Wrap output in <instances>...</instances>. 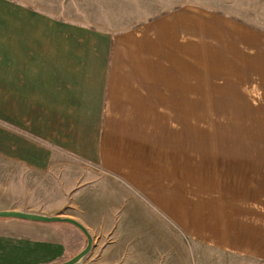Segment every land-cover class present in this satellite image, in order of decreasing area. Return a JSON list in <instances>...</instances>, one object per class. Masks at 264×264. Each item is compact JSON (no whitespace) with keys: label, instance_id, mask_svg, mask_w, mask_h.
<instances>
[{"label":"crops","instance_id":"0c3cea01","mask_svg":"<svg viewBox=\"0 0 264 264\" xmlns=\"http://www.w3.org/2000/svg\"><path fill=\"white\" fill-rule=\"evenodd\" d=\"M245 96L260 141L202 156L201 118ZM0 168V210L84 225L81 264H264V0H0ZM5 219L0 264L86 244Z\"/></svg>","mask_w":264,"mask_h":264},{"label":"rangeland","instance_id":"374dc122","mask_svg":"<svg viewBox=\"0 0 264 264\" xmlns=\"http://www.w3.org/2000/svg\"><path fill=\"white\" fill-rule=\"evenodd\" d=\"M216 104L218 105V110L225 108L229 112L227 115L211 117L204 116L201 118L200 139L202 144V156H207L209 147L211 153V146H213L211 143L215 141L233 140L240 143L247 141L249 144L260 141V101H258L256 97L252 96L249 98V96H245V99L217 102ZM205 162H207V159H202V166ZM1 181L2 175L0 168V192ZM3 205L0 204V207ZM6 222H10V220L0 218V234L4 235L6 234L7 229L11 230L12 227ZM25 231L27 232V230ZM31 233L32 232L30 231L28 232V234ZM87 255L88 253L83 257V259H86Z\"/></svg>","mask_w":264,"mask_h":264},{"label":"water","instance_id":"95a60500","mask_svg":"<svg viewBox=\"0 0 264 264\" xmlns=\"http://www.w3.org/2000/svg\"><path fill=\"white\" fill-rule=\"evenodd\" d=\"M0 218H17L27 221H38V222H67L76 226L86 237V244L76 254L68 258L67 260L54 263V264H77L81 259L90 251L92 246V237L88 233L87 229L79 221L58 215H44L35 212L21 211L15 209L0 210Z\"/></svg>","mask_w":264,"mask_h":264}]
</instances>
